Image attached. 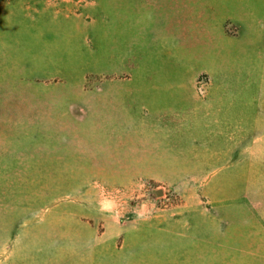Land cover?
<instances>
[{
    "label": "rangeland",
    "instance_id": "rangeland-1",
    "mask_svg": "<svg viewBox=\"0 0 264 264\" xmlns=\"http://www.w3.org/2000/svg\"><path fill=\"white\" fill-rule=\"evenodd\" d=\"M237 217L264 238V0H0V264H232Z\"/></svg>",
    "mask_w": 264,
    "mask_h": 264
},
{
    "label": "crops",
    "instance_id": "crops-1",
    "mask_svg": "<svg viewBox=\"0 0 264 264\" xmlns=\"http://www.w3.org/2000/svg\"><path fill=\"white\" fill-rule=\"evenodd\" d=\"M241 223L237 217V222L233 227L232 234V264H264V238L257 241V234L248 222V227ZM242 225V226H241ZM122 234L126 227L123 226ZM123 231V232H122ZM124 234V233H123ZM96 251H102L104 264H143L144 258L141 255V250L135 247L134 250H129L127 245H111L97 248L95 245L87 247L88 261L96 260Z\"/></svg>",
    "mask_w": 264,
    "mask_h": 264
}]
</instances>
